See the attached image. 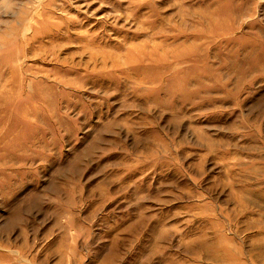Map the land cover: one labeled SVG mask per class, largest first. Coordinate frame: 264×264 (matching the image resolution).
Instances as JSON below:
<instances>
[{
	"label": "rangeland",
	"instance_id": "1",
	"mask_svg": "<svg viewBox=\"0 0 264 264\" xmlns=\"http://www.w3.org/2000/svg\"><path fill=\"white\" fill-rule=\"evenodd\" d=\"M0 264H264V0H0Z\"/></svg>",
	"mask_w": 264,
	"mask_h": 264
},
{
	"label": "bare ground",
	"instance_id": "2",
	"mask_svg": "<svg viewBox=\"0 0 264 264\" xmlns=\"http://www.w3.org/2000/svg\"><path fill=\"white\" fill-rule=\"evenodd\" d=\"M138 49V48H137ZM133 52V51H132ZM136 55V54H135ZM150 55V54H149ZM137 57V56H136ZM145 57V56H144ZM177 58V57H176ZM126 60V59H125ZM129 60V59H128ZM135 60V59H134ZM145 60V59H144ZM143 81V80H142Z\"/></svg>",
	"mask_w": 264,
	"mask_h": 264
}]
</instances>
